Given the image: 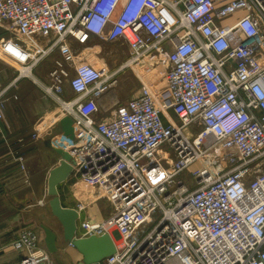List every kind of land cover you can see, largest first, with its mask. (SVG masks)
<instances>
[{
	"label": "built area",
	"instance_id": "built-area-1",
	"mask_svg": "<svg viewBox=\"0 0 264 264\" xmlns=\"http://www.w3.org/2000/svg\"><path fill=\"white\" fill-rule=\"evenodd\" d=\"M93 39L124 46L117 70L87 61ZM146 60L160 72L119 102L117 74ZM0 61L17 72L0 123L23 80L73 121L76 236L115 245L99 264H264V0H0ZM22 147L9 153L28 180ZM40 241L18 229L13 264H54Z\"/></svg>",
	"mask_w": 264,
	"mask_h": 264
},
{
	"label": "crops",
	"instance_id": "crops-1",
	"mask_svg": "<svg viewBox=\"0 0 264 264\" xmlns=\"http://www.w3.org/2000/svg\"><path fill=\"white\" fill-rule=\"evenodd\" d=\"M99 44L101 42L93 39L84 51L82 50L84 56L91 53V56L87 59L88 62L93 63L92 55H96L99 52ZM41 73L43 72L39 71L40 76H37L39 83L47 84L44 75ZM70 96L71 94L66 91V97ZM112 98L104 96L100 100L101 105L108 106L110 103L109 99ZM45 103L37 94V108L40 106L39 104L45 107ZM7 105L9 106V104ZM7 105L4 112L8 107ZM45 114L46 110L43 115ZM46 115L47 118L52 116V121L48 122L49 125L47 124L48 126L45 127L43 135L37 134L35 139H32L34 134L26 136L22 133L16 136L15 139H11L9 129L4 125L3 121L0 123V264H13L20 260L21 254L12 249V243L15 240L18 229L23 226H29L30 223L35 221L45 222L42 213L46 209L44 206H38L37 202L40 199L46 200L48 198L46 181L49 171L57 164V157L52 150L44 146L43 141L48 137L52 139L59 135L58 123L55 120L53 110L51 109L49 114L47 113ZM18 140L23 141L22 151L25 157V166L29 173L28 180L25 179V174L20 171L19 165L13 162L12 155L9 153V149L15 151L18 148ZM58 194L63 207H75L76 199L70 196L68 183H62L58 187ZM97 205L91 206L87 208L86 212L81 213V219L89 217V219L96 221L102 218L105 212L101 211ZM45 224L52 226L50 223ZM77 225L78 223L76 222ZM38 233L41 235L40 246L43 247L42 234ZM76 235L79 236L78 231ZM58 246L60 252L55 256H51L54 264H76L80 261L79 254L73 248L64 245L61 241Z\"/></svg>",
	"mask_w": 264,
	"mask_h": 264
},
{
	"label": "rangeland",
	"instance_id": "rangeland-1",
	"mask_svg": "<svg viewBox=\"0 0 264 264\" xmlns=\"http://www.w3.org/2000/svg\"><path fill=\"white\" fill-rule=\"evenodd\" d=\"M98 53L96 55H92V60L96 64L97 68L104 71H115L117 70L124 62L127 56V51L124 46H119V44H99ZM91 56V53H89ZM57 54H53L52 57L46 59L38 68L34 70V75L37 78L39 75V71H42V75L45 77V82L48 83L47 73L52 68L53 61L57 59ZM157 69L159 68L152 63L150 60H146L142 62L137 68H124L117 74L116 77V85L114 89L111 91L113 96L117 98L120 102L128 99L137 89L141 86V82H146L148 79L152 78L153 75H156ZM16 71L10 67L8 64L0 61V86H4L9 83L12 78L16 75ZM46 75V76H45ZM47 79V80H46ZM46 84V83H45ZM39 83L31 82L30 80L20 81L16 88L13 89L12 93L17 96V99L14 102L9 101L7 104L6 111L4 112L3 122L4 125L9 129L11 133L10 138L15 139L16 136L21 133L26 136H31L34 134L43 135L45 131V127L48 126V122L52 121V116L47 118V113L55 106L53 103L43 94L40 90ZM154 90V87L151 86ZM66 89V88H65ZM67 92H69L67 90ZM37 94L44 100L46 105L43 107L42 104L37 108ZM20 97V98H19ZM46 99V100H45ZM14 102V103H13ZM47 107V108H46ZM46 110V114L43 115ZM43 111V113H42ZM42 113V114H40ZM48 124V125H47ZM26 163V162H25ZM27 170V169H26ZM27 178L29 177L28 171L26 172ZM188 177V175H186ZM70 196L75 197L72 191L69 190ZM47 200L40 199L45 207L43 215V219L45 222L50 223L52 228L56 230L58 233L60 228L58 224L50 217L49 210L47 207ZM101 211L107 212V204L104 201H101L97 205ZM41 220V219H40ZM40 222H32L30 223V227L34 228L37 232H40L38 227ZM42 234V233H41Z\"/></svg>",
	"mask_w": 264,
	"mask_h": 264
},
{
	"label": "water",
	"instance_id": "water-1",
	"mask_svg": "<svg viewBox=\"0 0 264 264\" xmlns=\"http://www.w3.org/2000/svg\"><path fill=\"white\" fill-rule=\"evenodd\" d=\"M57 119L59 135L69 141L74 140L73 121L61 114L58 108H53ZM43 144L57 157V164L48 173L46 181L47 207L50 217L58 224L59 233L45 223L38 225L42 233V243L45 250L55 256L60 252L58 243L73 248L80 256L76 264H99L103 259L112 256L115 252L113 239L108 235L102 236H76V222L78 213L72 209L63 207L60 202L58 187L64 183L72 172L74 164L70 154L65 150L52 146L51 137L46 138Z\"/></svg>",
	"mask_w": 264,
	"mask_h": 264
},
{
	"label": "bare ground",
	"instance_id": "bare-ground-1",
	"mask_svg": "<svg viewBox=\"0 0 264 264\" xmlns=\"http://www.w3.org/2000/svg\"><path fill=\"white\" fill-rule=\"evenodd\" d=\"M75 133L79 134V128L77 126H75ZM51 144L55 148L66 150V148L70 145V141L58 135L51 139ZM118 243L119 242L117 241L116 244Z\"/></svg>",
	"mask_w": 264,
	"mask_h": 264
}]
</instances>
